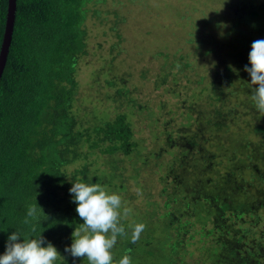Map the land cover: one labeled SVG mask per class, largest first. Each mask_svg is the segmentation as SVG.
I'll return each instance as SVG.
<instances>
[{
	"label": "trees",
	"instance_id": "16d2710c",
	"mask_svg": "<svg viewBox=\"0 0 264 264\" xmlns=\"http://www.w3.org/2000/svg\"><path fill=\"white\" fill-rule=\"evenodd\" d=\"M90 1L16 0L0 77V255L9 235L16 232L22 241L29 231L23 220L28 205L36 203L44 215L32 235L40 233L57 249L61 258L54 264H88L86 258L65 252L72 232L83 223L69 188L77 180L108 184L111 173L101 177L88 160L90 154H128L137 147L123 114L88 126L73 109ZM7 5V0H0V46ZM213 99L218 103L211 106L206 123L202 124L203 115H195L194 132L184 124L175 135L171 130L166 133L167 146L179 150L170 160L169 175L179 183V168L193 178L185 204H200L210 215L211 225L202 227L200 234L216 236L207 247L213 264H264V116L254 115L255 123L234 130L225 93ZM215 133L224 137L220 140ZM167 197L162 193L166 208ZM163 215L176 235L188 222L177 221L171 209ZM122 238L124 254L134 243ZM170 239L175 252L180 241Z\"/></svg>",
	"mask_w": 264,
	"mask_h": 264
},
{
	"label": "rangeland",
	"instance_id": "374dc122",
	"mask_svg": "<svg viewBox=\"0 0 264 264\" xmlns=\"http://www.w3.org/2000/svg\"><path fill=\"white\" fill-rule=\"evenodd\" d=\"M86 8V52L76 65L73 109L88 126L123 114L137 143L128 154L88 157L101 177L111 173L104 187L132 209L121 220L128 237L130 223L146 225L130 247L132 264H213L207 247L216 236L200 234L210 215L200 204H185L193 181L188 170L177 168L180 182L172 181L169 163L179 150L167 146L166 133L175 135L184 124L194 132L195 115L206 123L221 92L234 130L260 117L250 98L258 86L243 69L252 42L264 39V0H91ZM162 193L169 196L167 208ZM167 209L188 221L178 235L163 215ZM171 236L180 241L175 252ZM124 241L118 237L112 249L116 260Z\"/></svg>",
	"mask_w": 264,
	"mask_h": 264
},
{
	"label": "clouds",
	"instance_id": "9594fccd",
	"mask_svg": "<svg viewBox=\"0 0 264 264\" xmlns=\"http://www.w3.org/2000/svg\"><path fill=\"white\" fill-rule=\"evenodd\" d=\"M248 61L251 67L246 65L243 71L250 76V85L258 86L251 87L250 98L259 115L264 116V39L252 42ZM135 191L142 195L140 188ZM69 193L83 223L72 232V243L65 247V252L73 257L86 258L88 264H132L129 254L131 249H126L118 260L112 254L118 237L129 236L121 220L128 218L132 209L123 206L121 196L110 194L99 183L83 180L73 182ZM41 214L42 209L36 203L28 205L23 223L29 227V231L24 234L22 241L18 239L21 235L16 232L8 236L5 252L0 255V264H54L61 258L57 249L40 233L35 237L32 235L37 232ZM127 227L131 230L130 241L136 243L146 225L133 221Z\"/></svg>",
	"mask_w": 264,
	"mask_h": 264
},
{
	"label": "water",
	"instance_id": "95a60500",
	"mask_svg": "<svg viewBox=\"0 0 264 264\" xmlns=\"http://www.w3.org/2000/svg\"><path fill=\"white\" fill-rule=\"evenodd\" d=\"M7 4L8 5H7V13H6V22H5L3 38L0 46V77L6 63L7 53L11 42L16 0H7Z\"/></svg>",
	"mask_w": 264,
	"mask_h": 264
}]
</instances>
